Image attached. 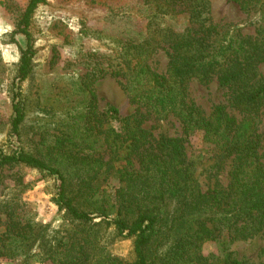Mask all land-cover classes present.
<instances>
[{"label":"trees","instance_id":"16d2710c","mask_svg":"<svg viewBox=\"0 0 264 264\" xmlns=\"http://www.w3.org/2000/svg\"><path fill=\"white\" fill-rule=\"evenodd\" d=\"M229 1L242 5L243 0ZM249 1L264 6V0ZM148 2L152 16L143 30L114 40L112 53L100 56L106 68L96 63L84 75L86 105L64 124L65 134L47 146L44 159L0 149V170L23 165L59 181L55 204L81 239H67L53 248L35 244L36 226L0 203V259L11 264H27L32 255L50 264H248L234 252L209 263L212 257L203 256L202 247L264 238V79L258 72L264 64V36H244L234 27L214 24L207 0ZM45 4L29 0L12 33L26 40L17 67L19 84L30 75L35 56L32 16ZM161 50L168 63L164 73H156L148 61ZM106 76L124 81L137 105L134 114L121 118L112 106L98 110L93 86ZM193 80L202 85L215 81L227 90V103L205 115L188 99ZM21 96L17 91L12 98L14 136L25 119ZM168 116L180 123L183 135L203 134L216 150V166L229 160L224 189L202 192L183 139L154 137L144 127L151 117ZM109 178L118 182L113 202L100 188ZM115 207L116 215L109 219ZM109 226L118 236L132 239L131 262L101 257L98 235Z\"/></svg>","mask_w":264,"mask_h":264},{"label":"rangeland","instance_id":"374dc122","mask_svg":"<svg viewBox=\"0 0 264 264\" xmlns=\"http://www.w3.org/2000/svg\"><path fill=\"white\" fill-rule=\"evenodd\" d=\"M28 1L0 0V149L6 154L23 151L44 159L47 146L65 134L64 124L86 105L87 94L81 86L84 75L96 63L99 68H106L107 63L100 56L112 53L110 49L116 47L114 40L142 31L152 16L153 5L148 0H46L32 16L30 32L35 56L30 75L19 84L17 67L20 49L25 48L26 40L12 33ZM207 1L214 24L229 25L244 36H264V6L249 0H243L242 5L229 0ZM181 22L180 19L178 23ZM167 63L168 57L163 50L148 61L156 73H164ZM258 72L264 79V64L259 66ZM123 82L121 78L106 76L93 86L99 111L112 106L121 118L134 114L137 105L131 101ZM17 91L25 102V119L19 136H14L10 126L11 105ZM187 95L205 115H209L214 106L225 105L228 98L227 90L215 81L202 85L193 80L188 85ZM233 114L238 117L236 112ZM144 127L154 137L165 135L183 139L186 158L202 192L227 186L229 160L216 166V150L201 132L183 135L180 123L173 116L164 120L151 117ZM260 130L264 131V110ZM59 184L55 177L23 165L0 170V203L8 204L17 216L36 226L35 244L44 242L53 248L67 239L72 243L82 237L55 204ZM100 188L113 202L118 182L109 178ZM116 210L115 207L109 219L116 215ZM92 216L97 218V214ZM97 243L101 257L133 260L132 239L118 236L111 226L100 230ZM263 246L261 236L237 239L230 244L209 242L203 245L202 254L212 257L209 263L217 262L227 252H234L245 263L264 264ZM34 250L33 254H37L38 250ZM161 250L163 247L159 246L156 251L160 253ZM0 264L11 262L0 259ZM27 264L50 262L32 255Z\"/></svg>","mask_w":264,"mask_h":264}]
</instances>
